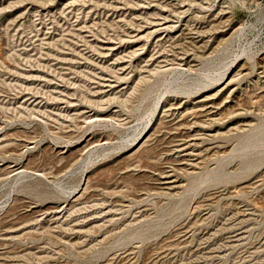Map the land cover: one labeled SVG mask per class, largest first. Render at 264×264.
<instances>
[{"label": "rangeland", "instance_id": "1", "mask_svg": "<svg viewBox=\"0 0 264 264\" xmlns=\"http://www.w3.org/2000/svg\"><path fill=\"white\" fill-rule=\"evenodd\" d=\"M0 264H264V0H0Z\"/></svg>", "mask_w": 264, "mask_h": 264}]
</instances>
